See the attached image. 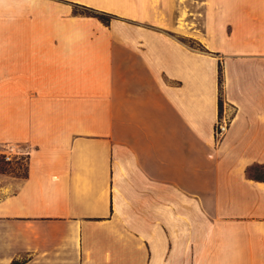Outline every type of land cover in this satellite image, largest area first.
<instances>
[{"label":"crops","instance_id":"0c3cea01","mask_svg":"<svg viewBox=\"0 0 264 264\" xmlns=\"http://www.w3.org/2000/svg\"><path fill=\"white\" fill-rule=\"evenodd\" d=\"M159 3L0 0V264H264V0Z\"/></svg>","mask_w":264,"mask_h":264},{"label":"rangeland","instance_id":"374dc122","mask_svg":"<svg viewBox=\"0 0 264 264\" xmlns=\"http://www.w3.org/2000/svg\"><path fill=\"white\" fill-rule=\"evenodd\" d=\"M45 1H62L78 14L105 13L107 19H112L113 14L109 12L110 8H118L126 4L140 3L144 1L146 4L150 0H45ZM156 2L157 0H153ZM99 6L107 7L105 9ZM165 20L170 18L174 21V25L178 30L183 32H196L197 34L206 33V29H210L217 22V0H160L159 5L151 12ZM109 15V16H108ZM112 15V16H110ZM19 165V172L25 173L26 163L23 159L16 161ZM0 169L4 171V166L0 165ZM251 176L264 178V165L255 164L248 170Z\"/></svg>","mask_w":264,"mask_h":264},{"label":"built area","instance_id":"2783aa9c","mask_svg":"<svg viewBox=\"0 0 264 264\" xmlns=\"http://www.w3.org/2000/svg\"><path fill=\"white\" fill-rule=\"evenodd\" d=\"M233 120L232 114H227L225 107L221 108L217 120L214 125V137L217 141H221L225 134L227 133ZM19 154H0V163L1 162H12L18 161L23 158H16ZM25 161V159H23Z\"/></svg>","mask_w":264,"mask_h":264},{"label":"trees","instance_id":"16d2710c","mask_svg":"<svg viewBox=\"0 0 264 264\" xmlns=\"http://www.w3.org/2000/svg\"><path fill=\"white\" fill-rule=\"evenodd\" d=\"M92 14H90V15H93V16H96V17H98V18H100L101 20H103L104 22H108L109 21V19H107L106 17H105V15H107V14H103V13H94V10H92ZM109 16V15H108ZM110 16H112V15H110ZM253 177H255V178H258V179H264V178H261V177H256V176H253Z\"/></svg>","mask_w":264,"mask_h":264}]
</instances>
